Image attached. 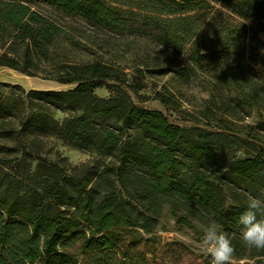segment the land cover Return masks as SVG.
<instances>
[{
    "label": "trees",
    "instance_id": "trees-1",
    "mask_svg": "<svg viewBox=\"0 0 264 264\" xmlns=\"http://www.w3.org/2000/svg\"><path fill=\"white\" fill-rule=\"evenodd\" d=\"M43 1L110 31L120 27L100 0ZM196 5L202 6L199 16L183 13L165 20L172 25L165 39L178 49L188 46L190 53L204 49L202 58L209 61L228 49H262L257 64L264 74V0H199ZM60 41L70 48L83 46L32 10L28 0H0V68L76 85L67 91H28L29 112L50 108L68 117L49 123L38 119L43 115L23 112L20 127L25 134L52 131L64 143L99 156L114 152L117 161L84 171L87 176L52 177L40 190L0 179V264H84L103 258L116 250L115 229L150 232L162 206L181 223L188 220L179 212L207 214L221 226L235 222L241 229L238 220L247 207L228 210L222 185L238 180L249 195L264 201V145L238 138L248 150L237 156V143L226 133L235 132L237 124L215 119L210 109L201 117L214 122L211 130L194 116L190 127L172 124L161 111L133 101L129 92L137 96L136 90L120 67L99 55L82 63L61 57L52 50ZM100 88L110 93L107 99L95 95ZM156 96L162 106L173 108L169 98ZM101 183L106 191H100Z\"/></svg>",
    "mask_w": 264,
    "mask_h": 264
},
{
    "label": "rangeland",
    "instance_id": "rangeland-1",
    "mask_svg": "<svg viewBox=\"0 0 264 264\" xmlns=\"http://www.w3.org/2000/svg\"><path fill=\"white\" fill-rule=\"evenodd\" d=\"M100 1L112 18L120 23L117 30L110 31L43 0H28V4L83 44L70 48L65 41H60L52 49L54 52L78 63L91 61L99 55L100 60L120 67L136 90L137 96L129 92L136 104L161 111L172 124L181 127L192 126L194 116L201 121L199 126L208 130L214 122L204 119L201 114L210 109L215 119H227L237 124L235 132H226L237 143V156L248 150L238 138L263 147L264 74L257 64V55L262 49H228L216 56L215 61H209L202 58L204 49H198L196 54L190 53L188 46L178 49L179 44H171V40L165 37L171 33L172 25L165 20L183 13L201 15L202 6H193L199 0ZM179 41L181 44L182 40ZM27 81L33 82V88L27 86ZM75 86L60 85L0 68V179L5 184L16 180L20 182V188L40 190L49 185L52 177L60 174L87 176L84 171L112 166L117 161L114 152L111 156H99L80 150L64 143L52 131L44 133L31 129L26 134L22 131L20 121L23 112L26 115L34 112L37 116L43 115L38 119H47L49 123H61L68 117V114L50 108H31L29 112L25 108L28 91H67ZM249 86L257 88L260 95H256ZM94 93L105 99L110 96L104 88L95 89ZM157 94L169 98L173 108L162 106ZM211 171L215 174L216 168ZM32 174L35 175L30 178ZM245 187L238 180L222 185L226 207L231 212L235 213L240 206L247 207L251 195L244 190ZM99 189L106 191V186L101 183ZM179 214L187 218L186 224L179 222L167 206H162L150 232L137 228L115 229L119 232L116 250L84 264H210V257L200 249L199 241L202 226L213 218L207 214ZM219 225L235 248L233 264H246L251 257L264 256V252L242 247L238 224ZM257 264H264V260H258Z\"/></svg>",
    "mask_w": 264,
    "mask_h": 264
},
{
    "label": "clouds",
    "instance_id": "clouds-1",
    "mask_svg": "<svg viewBox=\"0 0 264 264\" xmlns=\"http://www.w3.org/2000/svg\"><path fill=\"white\" fill-rule=\"evenodd\" d=\"M264 201L249 197L246 210L240 215V242L242 247L264 252ZM200 249L210 257V264H233L235 248L226 232L215 219L202 226ZM264 256L251 257L246 264H257Z\"/></svg>",
    "mask_w": 264,
    "mask_h": 264
},
{
    "label": "bare ground",
    "instance_id": "bare-ground-1",
    "mask_svg": "<svg viewBox=\"0 0 264 264\" xmlns=\"http://www.w3.org/2000/svg\"><path fill=\"white\" fill-rule=\"evenodd\" d=\"M27 84H28L27 86H29V87L33 88V85H34V84H33V82H32V81H27Z\"/></svg>",
    "mask_w": 264,
    "mask_h": 264
}]
</instances>
